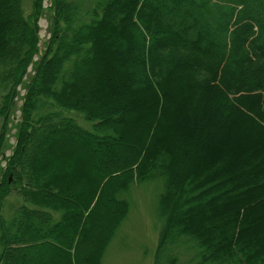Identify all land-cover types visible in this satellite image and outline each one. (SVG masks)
<instances>
[{"label":"trees","instance_id":"1","mask_svg":"<svg viewBox=\"0 0 264 264\" xmlns=\"http://www.w3.org/2000/svg\"><path fill=\"white\" fill-rule=\"evenodd\" d=\"M43 5L0 0V155ZM50 8L0 168V264H102L124 192L153 180L157 261L192 243L194 264H264V0Z\"/></svg>","mask_w":264,"mask_h":264},{"label":"rangeland","instance_id":"2","mask_svg":"<svg viewBox=\"0 0 264 264\" xmlns=\"http://www.w3.org/2000/svg\"><path fill=\"white\" fill-rule=\"evenodd\" d=\"M32 4L33 0H24L27 14L31 12ZM51 4L52 0H44L43 14L39 19L40 52L34 57V63L29 66L24 82L19 86V94L9 123L7 141L2 149L4 153L0 155V168L6 165V157L11 154L12 146L16 142L17 125L22 116V106L27 93L26 86L31 81L35 73V65L44 53L46 43L51 36L50 16L53 13ZM88 88L90 90V87ZM71 114L76 116L80 124L90 127L91 123L85 120L81 113ZM163 187L161 181L153 180L124 192L123 196L130 202V211L108 246L102 264H171L170 260L173 258L176 259V264H194L195 249L192 243L176 247L170 256L157 261L156 252L163 227V219L159 215V196ZM8 211L7 206L6 212ZM105 231L106 227L100 229V236Z\"/></svg>","mask_w":264,"mask_h":264}]
</instances>
